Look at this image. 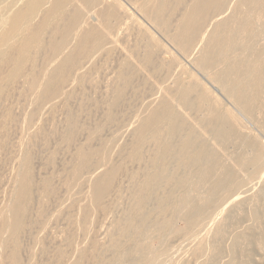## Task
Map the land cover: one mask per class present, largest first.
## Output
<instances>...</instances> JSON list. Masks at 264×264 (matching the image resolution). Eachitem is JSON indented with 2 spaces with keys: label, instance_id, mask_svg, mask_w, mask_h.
Here are the masks:
<instances>
[{
  "label": "bare ground",
  "instance_id": "obj_1",
  "mask_svg": "<svg viewBox=\"0 0 264 264\" xmlns=\"http://www.w3.org/2000/svg\"><path fill=\"white\" fill-rule=\"evenodd\" d=\"M120 1L0 0V112H3L1 108L5 105L4 102L9 99H7V97L13 92V90L18 89H15V86L18 87V84L20 89L22 85L25 86L21 91H25L26 89L28 93L30 92L32 94V96L29 94V97H32L31 104L34 105L37 111L42 110V108L47 105L50 106V109L53 107L52 111H54L55 109L53 105H55V103L61 100H65L66 102L67 98L71 99L70 96L74 94L75 87H84L82 84L87 78V75L91 73V71L89 73L87 72L88 68L85 64L93 62V66L96 67L98 64H95L94 57H101L102 53L107 54L109 52L108 54H110V51L114 50L110 47L111 41H116L114 44H116L115 47L118 50L117 39L114 38L113 41V34L115 32L118 34L119 32H117V30L119 25H121L120 23H122L125 18H130L131 16L129 15L127 17L129 12L127 13V11H125L126 8H123ZM129 1L130 5L138 11V14L140 13L145 16L148 20L147 22H149L148 24L151 23L153 25L151 26L153 29L154 27H157L158 31L160 29L165 34L161 33L162 36L164 35V38L166 36L171 48L177 51L182 58L188 59L191 63L189 64L194 65L199 73H201V76L202 74L204 75L208 81L207 83L214 84L224 97L229 100V103L231 102L235 105L238 109V115L231 110L229 111L228 108L225 109L220 103L221 100H218L213 92L202 84L203 82L201 83L199 77H197L198 75L196 76L194 73L192 75V72L189 73L190 75L187 74L186 70L188 69L185 71L183 70L182 73H180V70V72L176 70L174 74L178 72L180 76L178 74V77L174 75L176 78H173L175 81H173L172 86L169 84L170 87L167 86L166 88H163L162 96H159V98L156 96L157 99L155 98V100H152L146 105V107H144L145 110H143V112L141 111V114L138 115L135 125H133L134 122L131 123L133 126L128 130L130 131L131 136V139L129 138L131 146L127 151L126 148H124L125 153L124 151L122 152V149H118L123 153V159L121 160V156L119 157V161H123L124 164H126V162L141 164L145 159V157H143L144 154L147 155L150 153H144L145 147L147 145L152 146V149L147 148L149 151L152 150V153L147 159H145L148 164H146V166L144 164L145 169L142 166L144 169L143 176L141 175L142 178L139 176V172L137 174L142 180L139 178L140 181L136 183V186L131 184L133 192L131 196L128 194V197L132 198V203L129 205V208L131 209L133 206V210L131 211L128 208L130 213L125 212V214H123L125 216L122 215L123 219L120 222L118 221V218L116 222H114V225L112 224L110 229H106L107 232L105 233L106 230L104 231L105 237L104 234H102L104 238L98 234L100 235H97L100 237L99 241L97 240L98 237L97 239L92 238L94 235H92V233H87L92 235L90 239L87 238L86 240H89L88 245L82 246L80 244V248L77 247L73 250V253H77L75 258L70 263H66L64 260V264H160L168 258L170 253L168 249L164 248L165 242L168 239L179 234L192 237L193 234L196 233L197 228L200 227V224L204 221L205 215H212L209 214V210L215 205L218 197V188L221 189L227 187L230 190L242 189V187L244 188L248 186L249 183H252L250 181L258 179V176L256 175L259 174L260 176L264 169V142L259 140L256 135L250 133L251 131L248 130L249 128L247 129L248 133L245 131L246 128L243 126L245 123L241 122L242 116H240L243 115L246 119L249 117L250 120L251 118L255 120L253 122H257L260 133L264 136V0H128L127 3ZM90 9L94 10L93 13L91 12L92 14L90 13ZM88 13H90V16ZM133 20H135L134 17L132 21H130L134 23ZM122 25L124 26V24ZM144 29L143 27L138 29L140 36L138 35L139 32L137 33L139 36L137 39L140 41L144 40L142 37L143 34H145L144 38L146 37L145 40H147L144 41V43L142 42L143 44L140 43L142 46H138L139 48L143 47V49H141L142 53H140V51H138L140 54L136 52L138 50L137 47L131 51L134 55L137 53L139 54L138 58H133V60L136 61L133 62L132 60H126V49L129 47L126 45V53L123 52L125 54H123L125 61H122L121 64L119 63V66H121L115 79L116 83L114 82V78L111 81L116 85L113 86L114 83L110 82L114 87L112 91V88L108 87L111 92L109 99L107 97L109 93H105L108 100L105 104V112H103V123L98 124V122L96 124L97 127L94 126L95 128L93 130H88L87 127H89V124H86L88 125L86 129L85 127L80 126L78 123L79 121L75 118L76 115L74 116V114H71L73 111L68 110L70 113L68 112V116L66 115V129L62 138L65 145H68L69 147L71 143L75 144L74 137H76L81 131H87L86 141H84L85 143L79 142L81 145H74L76 146L75 150L73 149L74 146L72 148L70 147V149L75 152L72 155V159L71 157H69L70 159L68 158L71 162H69L70 164L67 163L69 164V166H67L69 172L67 173L65 170L67 175L63 173L66 175V179L63 178L66 180L65 184L62 180L63 184L68 188L70 185L78 186L77 188L80 187V190L83 188H81V185H85L87 188H85V191L87 190L86 192L81 190L79 196L77 195V192L80 190L75 189L77 192L74 191L72 194L73 196L75 195V197L77 195L78 198H82V194L85 193V199H81L83 202L85 200L84 204L80 199L76 200L77 198H74L73 196V200L70 198V200L74 202L76 201L75 203L77 204L78 201L82 203L81 209L78 208L80 211L79 219L81 218L80 224L83 226V228L80 226L81 231L85 230L87 232L88 228H90L88 227V224L90 223L88 219H90V216L92 217L93 215L97 217L98 214L101 216L106 214V212L110 210V207H116L117 196H114L113 193H115V190L118 192L117 185L120 184V182L118 183V180L120 179L118 177L122 174L120 171L123 167V164L120 163L121 161L115 163V161L108 159L107 162V158H104L106 161L105 168L100 169V163L104 160L101 156V151L97 148L93 149V146L91 147V144L89 143L92 140L95 142L94 140L96 139V142H99L98 138H102L101 136L99 137V134L104 128H107L106 126L108 124H111L115 120L116 122L117 120L121 121L120 118L117 119L118 116L116 117L117 113L116 111L114 112V110L120 108L118 105H123L121 102L125 98L124 93L127 92L126 89L130 86L131 82L133 84L132 80L136 74L138 75V73L143 70H150V73L154 71L157 72V68H161L160 70L163 69L166 73H163V75H166L171 79L174 71L172 68L174 67V69H176L175 64L177 63L176 65H178L180 62L179 57L175 55L172 56L171 52L168 55L171 54L170 57H172V59L171 61H167L163 55L166 49L163 48L161 45L162 43H159L157 37L155 39V37L152 36L153 34H149ZM122 30L125 29L122 28ZM116 33L115 35H117ZM137 39L135 38L138 43L139 40ZM134 45L137 46V44ZM167 51L169 52V50ZM41 55L44 56V60L42 61V58L40 59L42 62H40V65L37 63L39 61L38 59L42 57ZM121 60L124 59L122 58ZM179 66H181V62ZM92 68L93 67L91 66V69ZM182 69L184 68L182 67ZM162 72L163 71H161V73ZM142 75L143 74H141V76ZM181 75H187L190 79L189 82L184 84ZM145 77H143V79L141 77V80H146ZM167 77L166 79H168ZM89 78L91 77H88L87 80H90ZM154 79L152 78V80ZM170 83H172V80ZM151 84L154 83L151 82ZM107 86L108 85H106V87ZM134 86L135 84L128 88L133 89ZM108 89H106V91H108ZM134 90L137 89L135 88ZM134 90L133 92H135ZM157 93L160 94L159 92ZM12 94L10 96H12ZM26 95L28 94H25L24 98H26ZM128 95H126L127 98ZM29 97H27V99ZM103 98L105 99V97ZM80 104L83 103L80 102ZM80 104H78V106ZM102 104L104 105V103ZM33 105L31 106L33 107ZM9 107L10 108L8 109L12 110L11 106ZM82 109L80 110L82 111ZM44 110L45 109H43L42 112ZM140 110L138 112H140ZM186 111L195 112L197 117L194 120H191L189 117L190 112H188V115ZM11 112L12 111L7 112L5 116H0V120H2L3 117L5 118L2 124H0V127H3L1 125H4L6 121L11 120L13 117L16 118V115L11 114ZM13 112L15 111L13 110ZM24 112L25 111L21 113L24 115ZM39 112L37 113L35 111L32 114H40L41 112ZM19 115L17 114V117ZM125 115L126 114L124 113L121 117H125ZM33 116L35 115H32V117ZM127 116L128 115H126V117ZM190 116L195 117L192 114ZM19 117L22 119L21 115ZM48 117L50 118L52 116ZM15 118L11 121L17 120V118ZM26 118H28V116ZM36 118L38 119V117ZM130 118L131 117L128 119ZM125 120L126 118H124L123 121L125 122ZM22 121L23 119L21 122ZM31 121L33 122L32 118L30 119V122L28 121L29 124ZM99 121L101 122V120ZM9 122L5 125L12 124ZM34 123H31L32 125L30 124V126H33ZM29 124L27 123L24 126L25 132L26 127H30ZM15 125L22 126L19 125L18 122ZM42 125L43 124H41V130L38 129L39 132L34 131L33 129L35 134H40V131L44 128V125ZM3 128L5 129V127ZM4 129L1 130H3V132L10 130L8 128H6L8 130ZM29 130L27 128L25 136L28 134ZM43 131L45 133L44 129ZM254 131L255 130H253V132ZM32 132L29 133L32 134ZM3 134L1 131L0 135L3 136ZM35 136H33V138ZM46 136H48L47 133ZM46 136H43L42 134V141H44ZM27 138H29V136H27ZM22 139L26 140L24 136ZM40 139H38L37 142H39ZM30 140L33 141L34 139L32 140L31 137ZM42 141L40 140L39 143ZM5 142L3 144L2 142L0 143L2 148V145H9L5 144ZM25 142L28 143V140ZM29 143L33 145L35 142L33 141L32 143ZM99 143L101 144V142ZM228 143L239 145V147L242 148L241 152L244 151L247 152V154L239 152L240 148L238 150L239 153L236 154V146L233 144L235 146L233 148L236 150V155L233 152L234 150H232L231 152H233L235 156L233 155L231 159L225 156L227 159L223 162L217 157L220 156L218 150L225 147V144H227V147L228 145H232ZM76 144L78 143L76 142ZM128 144L130 145L129 141ZM128 144L126 146H128ZM95 147L96 146L94 145V148ZM122 147H124V144ZM21 148L24 149V147ZM119 148H121V146ZM34 149L32 150L31 146L28 153L27 151L24 153L23 150V156L17 163L18 168L15 167V170H17L14 173V177L11 176L13 179L10 181L12 182V186L11 190L8 192V194H10L8 198L9 201L7 204L5 203L4 206L2 205V210L0 211V264H21V259H23L22 261L24 262L23 256L25 255L22 256V254L25 252V245L23 247V253L20 254L22 248L21 237L25 236L27 233L26 231L30 226V229L33 228V225L31 224H35V226L38 225V227L42 226L39 223L36 224L35 221V223H31L32 218L30 220V207L31 204H34L35 202V199H33V196L35 198L34 191L35 189L40 188L41 191L39 190V192H50L53 189L50 182L46 181L47 179L43 178L42 182L41 179H39L41 184H39V180L38 183L36 182L37 178L33 174L34 168L31 160L32 157L29 155V153L32 154V152H34ZM147 149H145V151ZM4 150L6 151V149H3L1 152H4ZM122 153L119 154L122 155ZM9 154L11 155L12 153ZM14 154L13 156L15 158L17 154L16 152ZM55 154L52 156L53 158L55 157ZM6 156L9 157L8 154H6ZM227 156L229 157V155ZM228 159L229 161L225 162ZM47 164L49 165L50 162ZM127 166H129L128 163ZM134 166H137L136 170H140L138 169L137 164ZM139 167H141V165ZM64 168H66V166ZM126 169L128 168L126 167ZM245 169L248 170V173H246V180L244 177V179L241 178V176L240 179L238 174L244 172ZM123 170L125 171V168H123ZM134 172L136 171L134 170ZM63 174L61 173L60 176ZM64 175L63 177H65ZM133 175L131 178L128 176L131 181L132 178L133 180L135 178ZM34 177L36 178V181H34ZM134 182L136 181L134 180ZM37 186L38 188H36ZM131 187H129V189L132 190ZM227 188L226 190H228ZM54 189H56L55 186ZM64 189H66V187H64ZM129 189L127 190L126 188L125 190L129 191ZM246 190L247 189H245V191ZM54 191L55 190H53V192ZM82 191H84V193ZM67 192L70 193V189ZM119 192L122 194L120 190ZM119 192L118 195L121 198L122 196ZM123 194L126 193L124 192ZM239 194H237V196ZM54 196H51V198H54ZM119 197L117 200L118 202L120 199ZM60 198L62 197L60 196ZM67 198L69 197H64L63 199L68 200ZM236 199H239V197ZM120 200L122 201L123 199ZM232 200L231 202L233 203ZM72 201L71 203H73ZM151 202L154 204L152 210L148 209L149 207L147 208L148 205L151 206ZM70 204L68 203V205ZM114 204L115 206L113 207ZM207 210L208 213H206ZM43 212L44 210L39 213V217L42 216L43 218L44 214H41ZM247 212L246 215H243L247 216L250 221H255L259 217L258 212H256L251 206ZM46 213L47 212L45 211V214ZM75 215H77L76 212ZM155 217H158L157 221ZM42 218L40 217L41 220ZM73 220L76 222V218ZM93 220H95V217ZM77 221L79 220L77 219ZM95 221L96 223L98 222L97 220ZM76 223L78 227L79 223ZM150 224L154 225V232H156L158 236H163L161 243H155V238H153L155 236H151L149 232H147V225ZM203 224L201 227L204 226ZM257 229L260 230L259 233L256 232L258 233V245L261 246H259V248L264 250L263 219ZM38 230H40V228ZM242 230H240V232L238 231L239 234L237 232L238 237L241 235V238H243L242 235L244 234V231ZM90 231L92 232V230ZM114 231L118 236L114 237ZM36 233L34 238L36 237V240H38L37 237L40 235L39 233ZM96 233H99V230L95 233L93 230L95 236ZM100 233L102 232L100 231ZM216 233L221 235L222 231L217 230ZM29 234L31 235V233ZM29 234H26V237ZM247 234L248 233L245 231L244 238L246 244L249 243V240L251 239V234L250 236ZM237 236H233L235 238L229 242L230 244L228 247L230 248V251H233V248L240 242H238L239 239L237 240ZM31 237H33V235ZM41 239H43V235ZM32 240L33 243L36 242L34 239ZM41 241L43 243V240ZM38 246L39 248L45 247L43 244H39ZM102 247H104L103 250L105 253L106 251L111 252V257H108L109 259L106 257L107 254L105 255L107 260L102 259L100 255H95V251H100ZM34 248L36 247L34 246ZM42 248H40L39 251ZM36 249L35 252L37 251ZM46 249L47 248L42 250L47 251ZM32 251L34 253V250ZM99 251L97 254H100ZM69 254L70 252L68 255ZM20 255L22 258H20ZM29 256L30 255L27 257ZM60 256H63L62 253ZM30 258L32 260L34 259L33 256ZM27 259L25 261H27ZM30 260L28 261L31 262ZM33 262L34 260L32 263ZM218 264H220V262Z\"/></svg>",
  "mask_w": 264,
  "mask_h": 264
},
{
  "label": "rangeland",
  "instance_id": "obj_2",
  "mask_svg": "<svg viewBox=\"0 0 264 264\" xmlns=\"http://www.w3.org/2000/svg\"><path fill=\"white\" fill-rule=\"evenodd\" d=\"M107 1H111V0H107ZM127 1L121 0L120 2L122 4L123 8L124 9L126 8L125 11H127V13L129 12V14H127V17L129 15H131V16H130V18H125V20H123L122 23H120L121 25H119L118 30H117V32H119L120 34L119 33L117 34L115 32L117 35H115V33H114L113 37H112L113 41H114V38L117 39V44H118L117 48H118V50L115 47L116 44H114V43H116V41L115 42L111 41V43H110L111 46H110V44H109V46L112 49L115 50V52H114V50L110 51L111 56H110V54H108L109 53L108 52L107 54L106 53L105 54L102 53L101 54L102 58L99 57V56L94 57L95 64L96 63L98 64V65H96V67L93 66V62L90 63L91 65L90 64H85L87 66V68H88V69L86 68L88 70L87 72L89 73L91 71V73L92 72L93 73L92 74L91 73H89V74L87 73L88 74L87 78L88 77H91V78H89L90 80H87V78L85 79L84 83L82 84L84 87L77 86V87L74 88L75 90L73 89L74 90L73 93L75 94V96H74V94H72L70 96L71 99L67 98L66 102H65V100H61V101L55 103V105H53L54 109H55L54 111H52L53 107H51L52 109H50V106L47 105V106H45L46 108L45 107L42 108V110L45 109L43 112H42V110H39L41 112L40 113L39 111H37V109H35L34 105L31 104L32 103V101H31L32 97H29V94H31V93L30 92L28 93V91L26 89H25V91H21V89L23 87H25V86L22 85L21 89H20L19 88V84H18V87L15 86V89L16 88H18V89L13 90V92H12L13 94L11 93L12 96H10L11 95L10 94L9 95L10 97L9 96L7 97V99L9 98L8 100H6V102H8V103L4 102L5 105H3L2 108H1V110H3V112L2 111L0 112V116L1 115L5 116L7 114V112L12 111L11 114L16 115L17 120L11 121V120H14V118H15V117H13L14 116L13 115L12 116L13 118L11 120H8V121L5 122V124H6V123H8L10 121L12 124L1 125V126L5 127V129L3 127H0V132L2 131V134L4 133L3 136L0 135V137H1L0 143L2 142V144H3L6 140L9 139L8 141L5 142V144H9V145H6L8 147L2 145L3 146V148H2L0 146V148H2V149H0V207H1L0 211L2 210V205L4 206V204L5 203L7 204V202L9 201L8 198H9L10 194H8V192L11 190L12 182H10V181H12V179H13V178H11V176L14 177V173L17 170V169L15 170V167L18 166V164H17L18 160L23 156V150H24V153H25V151H27V153H28L29 150L31 149V146H32V150L34 148L36 149V150L34 149V152H32V150H31V152H32L34 157L32 156L31 153H29V155H31L30 157H32L31 160H32V163H33V168H34L33 169V174L37 178V181H36V178L34 177V181H36L38 183L39 179H41V182L43 181V178L47 179L46 181H49L51 186H52V188H53L50 192H45V191L39 192L40 188L39 189H35L36 194H35V191H34L35 198L33 196V199H35V202L37 200L38 201L36 203L34 202V204H31V207H30L31 208L30 209L31 212L29 211V215H31L30 216V220L32 218V220H31L32 222L31 221L30 222L33 223L35 221L36 224L39 223L42 226L38 227V225L35 226V224H31V225H33V228L30 229L31 228V226H30V228H29L30 231L28 232L29 229L26 231L27 232L26 234L31 233V235L29 234L26 237V234L24 233L25 234L24 237H26V238L21 237V239L23 241L21 240L22 248L20 250V254H22L24 250L26 252V253L24 252V254H22V256L23 255H25V256H23L24 262L22 261L23 259H21V264H30V263L31 264H64V260H65L66 263H70L75 258V256L77 255L76 252H75L76 254L73 253L74 252L73 250L75 248H77V247L80 248L81 247V246H79L80 244L82 246L88 245L89 240L88 241H86V240H87V238L90 239L92 235H94V236H92V238H95V239H97V237L100 236V235H101V237H103L102 234H104V237H105V233L107 232V230L112 227V224L114 225V222H116V220L118 218H119L118 221L120 222L123 219L122 215L125 214V212L126 213H130V210L131 211L133 210V206L131 207V209L129 208L130 207L129 205H131V203H132V198L128 197L129 196L128 194H130V196H131V194L133 192V187H131V184L136 186V183L138 181H140V179L142 178L141 175L143 174L144 169H145L144 164H145V166L147 164L145 159H147L148 156L151 155V153H152L151 152L152 150L149 151V149H147V148L152 149V146H148L147 145L145 147V149H147V150L145 151V149H144V153H147V152L149 153L150 152L147 155L144 154L143 157H145V159L144 158L143 159H144L145 162L142 161L141 164L136 163L138 165V169H140L139 171L136 170L137 166H134V165H136L135 163L126 162V164H124V162L121 161L123 159V153L122 152L125 150L124 148H126V151H127V149L131 146V142H130L131 136H130V131H128V130H130L133 125H135V121L137 120L138 115L141 114V111L143 112V110H145L144 107H146V105L149 104L152 100H155L156 96H158L157 98H159V96H162L163 88H166L167 86L170 87L169 84H171V86H172L173 81H175V79H173V78L178 77V75L180 76V74H178V72L181 71L180 73H182L183 70L185 71L186 69H188V70H186L187 74L192 72L191 73L192 75H193V73H194V75L196 74V76L198 75L197 77H199L201 83L203 82L202 84L205 85V87H208V89H210V91L213 92V94L218 98V100H221L220 103L223 105V107L225 109L228 108L229 111L231 110V111L235 112L236 115H238V109L235 107V105L232 104L231 102L229 103V100L224 97V95L215 87L214 84L211 83L212 84L211 85L210 83H207L208 81L204 77V75L202 74V76H201L200 75L201 73H199L198 69H196L194 67V65H190L191 63L189 62L188 59L182 58L178 54L177 51H175L173 48H171V45L167 41L166 36L164 38L165 34L160 29L158 31L157 27L156 28L154 27V29H155L154 30L151 27L153 25L151 23L148 24L149 22H147L148 20L146 19V17L143 16L142 14H140V13L138 14V11H136L135 8L130 5V1L128 3H127ZM91 12L93 13L94 10L90 9V13ZM90 13H88L89 16H90ZM133 17L135 18V20H133L134 23L131 22ZM135 21H136L137 25L139 23V25H138L139 27L136 25ZM122 24H124V26ZM140 27H143V29L145 28L144 30L146 32H148L149 34H153L152 36L155 37V39H156V37L159 39V40L157 39L158 42L159 43L161 42L162 43L161 45L163 46V48L166 49L165 53L163 55H164V57H165V59L167 61H171V59H172V57H170L171 54H172V56L175 55V56L179 57V59H180L179 61L181 62V66H179L180 62L178 63V65H176L177 63L175 64V68L176 69H174V67L172 68V70H174V71L172 73L173 76L171 77V79L168 78L166 75H163V73L164 74H166V73H165V70H163V69L160 70L161 68H157V72L158 73L155 72V71L154 72L151 71L152 73H150V70H143V71L139 72L140 74L139 73H138V75L136 74L137 76L135 75L134 79L136 80V78H137V80L135 81L133 79L132 80L133 84H132V82L130 84V86H133L135 84L136 87L134 86L133 89L132 88H128L130 86L127 87V89H126L127 92L125 90L126 93H124V97L127 100L124 98L122 100L123 103L121 102V104H123V105H118V107H120V108H118L116 106L118 109L114 110V112L116 111V113H117V115L115 113L116 117L118 116L117 119H119V118L121 119V121L117 120V122L120 121L121 123L120 122L117 123L116 120H115L111 124H108L106 126L107 127L106 129L104 128V130L102 131L103 133L101 132L99 134V137L101 136L102 140L98 138V140H99V142H101V144L99 142H96L97 139L94 140L95 142H93V140H92L89 143V144H91V147L93 146L92 147L93 149L97 148L98 150L101 151V156L103 157V159L107 158V160H106L107 162H108V159H110L111 161H115V163L117 161L118 162L121 161L120 163L123 164V167H122V169L120 171L122 174L119 173L121 175V177H120V175L118 177V178H120L118 180V183L120 182V184L117 183L118 184L117 185L118 186L117 189H118V192L120 190L122 192V194L124 192L126 194L122 195L119 192V194L122 196L120 198L119 195H118L117 190H115V193H113V195L117 196V200H118V197L120 199H123V200L121 201L119 199V202H118L114 198L116 200V207H114L115 206V204H114L113 205L114 208L110 207V210H108L106 212V214H103L101 216H100V214H98L97 217L93 216V215H92V217L90 216V219H88V221L90 222V223L88 222L89 223L88 227H90V228H88L87 232L85 230H83V229H82L83 231H81L80 230V226H81L80 219L81 218L79 219L80 211L78 210V208L81 209V207H82L81 204L85 203V200H84L85 199L84 198V194L85 193H84V191H85L86 186L85 185L84 186L81 185V188L83 187L81 190H84V191H82L84 193V194H82V196H83L82 198H84L83 199L84 202H83L81 200L82 198H78L79 193L81 192L80 187L77 188L78 186H75V185L71 186L70 185L69 188H68L67 186L64 185L66 180H64L63 178L66 179V175H67L66 172L67 173L69 172V170L67 169V166H69V164L71 163L70 160H69L70 159L69 157H71V159H72V155L75 152L72 149H70V147L72 148L74 145H76V146L81 145V144H79V142L81 143V142L86 141L85 139L87 137V131L86 132L81 131L80 133L77 134V136L75 135L76 136V137H74L75 144L71 143L72 146L69 145V147H68V145H65L63 143V140H62L63 135L65 133V129H66V126H65V121L67 119L66 117L70 113L69 111H73V113H71V114H74V116L76 115L75 118L77 119V121H79L78 123L80 124V126L85 127V129H86V127L88 126L86 124H89L90 128L87 127L88 130H93L95 127H97L96 124L98 122H99L98 124H102L103 123V119H104L103 118L104 117V113L103 112H105L104 110L106 109V107H105L106 105L105 104H106L107 100L109 99V96L111 95L110 89H108V87L112 88L111 89V91H112L113 88H114L113 86L116 85L115 84L116 83L115 79H116V76H117V74L119 72L118 70H119V68L121 66V65L119 66V63L121 64L122 61H125V58H124L123 54L126 53V50H127L126 55L124 54L125 57H127L126 60H130V61L132 60L133 62H135L136 60H133V58H136V57L138 58L139 54L142 53L141 49H143V47H141V48H139V47L142 46L144 41H147V40H145L146 37L144 38L145 34H143V37H142V39H144V40L140 41L139 39H137L140 36V32L138 30ZM122 28L125 29V30H122ZM137 33H138L139 36L137 35ZM161 33L164 34V35L162 36ZM135 38L137 40H139L138 43L136 42ZM133 41H134V43H133ZM140 43H142V44L140 45ZM134 44H137V46L134 45ZM126 45L129 46L130 49ZM126 47H127V49H126ZM135 48L138 49L136 52L140 51V53L138 52L139 54L137 53V54L134 55L131 52ZM167 50H169V52ZM111 52L112 53L114 52L113 53L114 55ZM170 52H171V54L168 55ZM105 55H107V56H105ZM41 56L42 57H40L38 59L39 61L37 63V64H40V65L42 63L40 59L42 58V61L44 60L43 59L44 56L43 55H41ZM108 57H110V58H108ZM122 58L124 60H121ZM91 66L93 67L92 69H91ZM179 67H180V69H179ZM182 67L184 69H182ZM176 70L178 72H176V74H174V72ZM161 71H163V72L161 73ZM155 73H157V74H155ZM141 74H143V75L141 76ZM150 74H151V76H150ZM140 76L142 77V79H143V77H145L148 82L146 80H141ZM185 76H186V78H185ZM154 77H155V79L157 77L158 78L155 80ZM166 77L168 79H166ZM113 78H114V82L115 83L111 82L113 80ZM152 78L154 80H152ZM182 78H183L182 82L184 84L188 83L189 80H190L187 77V75H183ZM171 80H172V83H170ZM150 81L153 82L154 84H151ZM166 81H167V83H166ZM110 82L114 83L113 86L110 84ZM106 85H108V86L106 87ZM213 87H215V88H213ZM105 88L108 89V91H106ZM135 88L137 90H134ZM151 88H153V89H151ZM133 90L135 92H133ZM158 90H160V91H158ZM157 92H159L160 94H158ZM24 93L28 94V95H26V98H24L25 97ZM105 93L108 94V96H107L108 99H107ZM125 94L126 95L130 94V95H128V98H127ZM31 96H32V94H31ZM27 97H29L30 99L29 98L27 99ZM103 97H105L106 101H105V99ZM29 100H30V102H29ZM94 100H95V102H94ZM80 102L83 103V104H80ZM93 102H94L95 105L93 104ZM28 103H30V104H28ZM86 103H88V104H86ZM102 103H104V105ZM124 103H126L128 105H126ZM78 104H80V105L78 106ZM31 105H33L34 108ZM6 106H8V107H6ZM9 106H11L12 110L8 109V108H10ZM29 108H31L33 110V112L36 111L37 113L39 112L40 114H37V113L36 114H32L33 112H32L31 109L28 110ZM82 108H85V109H82ZM140 108H141V110H140ZM48 109H49V111H48ZM80 109H82V111ZM138 109L140 110V112H138L139 111ZM13 110L15 112H13ZM131 110H132V112H131ZM23 111L26 112V113L24 112V115H23V113H21ZM134 111H135V113H134ZM188 112H190V111H186V113H188ZM19 113L21 115V118L23 119V121H22L23 123L21 122L22 119H20ZM46 113L47 114L52 113V114L47 115ZM124 113L126 115H128V116L126 117V115H125V117H121V116L124 115ZM17 114L19 115L18 117H17ZM191 114L194 115L195 117L190 116ZM32 115H35V116L32 117ZM188 115H189V113H188ZM190 115H189V117L191 118V120H194L197 117V114L195 112H190ZM27 116H28V118H26ZM48 116H52V117L49 118ZM240 116H242L241 117L242 119L240 118L242 120L241 122L245 123V124H243L244 128H246L245 131L246 132L248 130L251 131L250 133L256 135L259 138V140L264 142V136L261 135L262 133H260V129L258 127L259 125H257V122H253L255 120H253L252 118L250 120L249 117L246 119V117H243V115H240ZM30 117L33 119V122L31 121V123L36 122V123H34L33 126H30L31 123L29 124L30 119H31ZM36 117H38V119ZM129 117H131V118L128 119ZM18 118H19V121H18ZM124 118H126L125 122L123 121ZM4 119L5 118L3 117L2 120H0V124H2ZM42 119H43V121H42ZM38 120H40L41 124L44 125V126L42 125L44 128H42V131H40L39 135L37 133L36 134L34 133V131L39 132L38 129L41 130V124H40V121H38ZM99 120H101V122ZM248 120H250V121H248ZM17 122H18L19 125H22V126L15 125V124H17ZM25 122H26V124L28 123L29 126L31 127L30 128V127L27 126L26 127V132H25V127H24L26 125ZM86 122H88V123H86ZM123 122H124V124H123ZM131 123H133V125ZM13 124H14V126H13ZM35 124H36V126H35ZM37 124H39L40 126L37 125ZM84 124H85V126H84ZM6 126H8V127H6ZM15 126H18V127H15ZM6 128H8L10 130L9 131H5V132H3V130H1V129L8 130ZM27 128H28V130L32 129L31 131L29 130V132H32L33 129H34V131L32 132V134L28 132V134L25 136V134L27 133ZM36 128H37V130H36ZM43 129L45 130V133H44ZM23 130H24L25 133L23 132ZM115 130L116 131L119 130V131L116 132ZM253 130H255V131L253 132ZM257 131H259V132H257ZM128 132H129V134H128ZM46 133L48 134V136H46ZM29 134L31 135L32 140L34 139L33 141L35 143L33 145L29 143V142H31V143L33 142V141L30 140L31 137H30ZM34 134L38 135V136H35ZM42 134H43V136H46L45 137L46 139L44 138V141H42V139H43ZM32 135L35 136V137L33 138ZM23 136H24V138H26V140H28V143L30 145L27 142H25L26 140L22 139ZM27 136H29V138H27ZM2 139H6V140H2ZM38 139H40L42 142L39 143L40 140H39V142H37ZM128 141H129L130 145L128 144ZM19 142H20L21 146L19 145ZM76 142L78 144H76ZM126 143L128 144V146H126L127 145ZM37 144H38V146H37ZM93 144L96 146L95 148H94ZM123 144H124V147H122ZM228 144H232L233 145L234 143H228ZM225 145H223L225 147H222V149L218 150V153H219L220 156H217L223 162L227 158L231 159V157H233V155L235 154L236 150H237L236 154H238L242 150V148L239 147V145H236V144H234L236 146V148H235L236 150L233 148V147H235L234 145L233 146L232 145H230V146L228 145L229 148L227 147V144H225ZM76 146H74V148H73L74 150H75ZM120 146H121V148H119ZM21 147H24V149L21 148ZM27 147H29L30 149L27 148ZM8 148H9V150H8ZM239 148H240V150H239ZM3 149H6V151L4 150L5 154H4V152H1V150H3ZM19 149H21V150H19ZM118 149L119 150L122 149V152L119 151ZM225 149H226V151H225ZM71 150H72V152H71ZM232 150H234L233 151L234 154H233V152H231ZM238 150H239V152H238ZM118 151H119V153H122V155H120L118 153ZM229 151L232 153V155H231V153ZM8 152L12 153V154L10 155ZM15 152H16V154L18 156L16 155L15 158H14L13 154ZM55 152H56V154H55ZM34 153H35V155H34ZM51 153H53V154H51ZM124 153H125V151H124ZM241 153H244V154L246 153L247 154V152H244V151H242ZM6 154H8L9 157H7ZM54 154H55V157H54L55 159L52 157V156H54ZM227 155H229V157ZM121 156H122V158L119 161V159H120L119 157H121ZM47 159H49L50 161L47 160ZM105 159L100 163V169L105 168V164H106ZM229 159L226 160L225 162L229 161ZM12 160H15V161H12ZM67 160H69V161H67ZM52 161L54 162V164H53ZM49 162H50V164L48 165L47 163H49ZM67 163H69V164H67ZM120 163H118V164H120ZM127 163L129 164V166H127ZM130 164H132V165H130ZM140 165H141V167H139ZM65 166H66V168H64ZM142 166L144 167V169L142 168ZM126 167L128 169H126ZM123 168H125V171L123 170ZM65 170H66V172H65ZM134 170L136 172H134ZM247 171L248 170L245 169L244 172H241V173L238 174V177L239 178H240V176H241V178L244 177L245 180H246V177H247L246 173H248ZM138 172H139V174H140L139 176L141 178L137 176ZM263 172H264V169L262 170V173L260 174V176H259V174L256 175V176H258V179H254L253 181H250L252 183H249L248 186L245 185L246 187H244V188L242 187V189H232V190H230V189H228L226 187L228 189V190H226V188H224V187L221 188V189L218 188V191H217L218 197H217V200L215 202V205H214V207L212 209L209 210V214H212V215L208 216V214H206L205 218H204V221H203L204 224H203V222L200 224V227H201L202 224L204 226H202L201 228L198 227L197 230H196V233L193 234L192 237H188V236H186L184 234H179L177 236H174V237L168 239L165 242L164 248L168 249L170 253L168 255V258H166L165 261H163L160 264H218L219 262H220V264H260V263L264 264V250L262 248H259L260 245H258V233H259L260 230L257 229V228H259V225H260V222L262 221V219L264 220V218H263V215H264V179H263L264 178V173ZM12 173H13V175H12ZM61 173L62 174L65 173L66 175L63 174L65 177H63V175L60 176ZM132 175H133V177L136 178V179L134 178V180L136 182H134L133 178H132V181H131V179H129V177L131 178ZM244 175H246V176H244ZM59 178H62V179H59ZM62 180H63L64 184H63ZM41 182L39 180V184H41ZM128 183H130V184H128ZM246 184H248V183H246ZM126 185H128V186H126ZM54 186H55L56 189H54ZM64 187H66V189H64ZM74 187H76V188H74ZM129 187H131L132 190L129 189ZM36 188H38V186ZM126 188H127V190L129 189V191L125 190ZM69 189H70V193L67 192V191H69ZM75 189L76 190H80V191L77 192ZM122 189H123V191H122ZM134 189H135V187H134ZM245 189H247V190L245 191ZM53 190H55V191L53 192ZM240 190H242V191H240ZM74 191H76L78 193L77 194L78 196L76 195V197H75V195L74 196L72 195L74 193ZM65 192L68 193V194H66ZM242 192H246V193H242ZM54 194H55V196H54ZM115 194H117V195H115ZM237 194H239V195L237 196ZM59 195L62 198H60ZM62 195L64 197H69V198H67L68 200L63 199L64 197ZM70 195H71V197H70ZM51 196H54V198H51ZM72 196L74 198H77L76 200L80 199L82 201V203L80 201H78V204H77V203H75L76 201L75 202L72 201L74 199ZM238 197H239V199H236ZM70 198L71 199L73 198V199L70 200ZM231 200L233 201V203L231 202ZM235 200H237V201H235ZM71 201L73 203H71ZM68 203L69 204L71 203L70 205H72V206L68 205ZM60 204H61V206H60ZM62 204H64V205H62ZM73 204L75 205V207H74ZM78 205H79V207H78ZM152 206L154 207V204L151 202V206L148 205L147 208L149 207L148 209L152 210L153 209ZM250 206L256 212H258V215H259V217L255 221L252 220L253 222L250 221L247 216H244V215H246L248 213L247 211L249 210ZM32 207H33V209H32ZM60 208H61V210H60ZM42 210H44V212L41 213V214L42 215L44 214V215H43V218H42V216H40L42 218V220H41L40 217H39V213L42 212ZM45 211L47 212L46 214H45ZM245 211H246V213H245ZM75 212H76L77 215H75ZM206 213H208V210H207ZM72 214H74L76 217L74 215H72ZM46 215H47V218H46ZM44 216H45V218H44ZM123 216H125V215H123ZM94 217H95V220L98 221L97 223H96L95 220H93ZM75 218H76V222L79 223L78 227L76 225L77 223L75 222V220H73ZM77 219L79 221H77ZM155 219L157 221L158 217H155ZM244 220H245V223H244ZM248 225H249V227L250 226L251 227L249 228ZM41 227H42V229H41ZM92 227H94V228H92ZM107 227H109V228H107ZM247 227H248V229H247L248 231L246 230ZM39 228H40V230H38ZM81 228H83V226H81ZM242 228H243V230H242ZM97 229L99 230V233H96V236H95V234H93V230H94V233H95V232H98ZM147 229H148L147 232H149V234L151 236H155V237H153V238H155L154 239L155 243H161L162 242L163 236L160 237V236H158V234L156 232H154V230H155L154 225H152V224L147 225ZM239 229L244 231V234H243L244 236L242 235L243 238H241V235L239 236L240 238L237 236V232L238 231L240 232ZM33 230H34V233H33ZM36 230H38V231H36ZM90 230H92V232ZM217 230L222 231V234L220 235V234L216 233ZM100 231L102 233H100ZM104 231H105V233H104ZM245 231H246V233H248L247 234L248 236H250V234H251V236H250L251 239L249 240V243H247V244L245 243V238H244L245 237ZM114 232H113L114 237L118 236L117 233L116 232L114 233ZM239 232H238V234H239ZM256 232H258V233H256ZM35 233L36 234L39 233V235L41 236L40 237V236L36 235V236L40 237V238L37 237L38 240H36V237L34 238ZM87 233H89V234L92 233V235H89ZM24 234H22V235H24ZM98 234H100V235H98ZM32 235H33V237H31ZM42 235H43V239H41ZM85 235H86V237H85ZM156 236H157V238H156ZM233 236H235V237L237 236V240L239 239L238 242L239 241L240 242H239V244L237 243V246H235L233 248V251H230L229 250L230 248L228 247V245L230 244L229 242L231 240H233V238H235ZM231 237H232V239H231ZM99 238L100 237H98V239H97L98 241H99ZM103 238H101V239H103ZM32 239H34V241H36V242H34L36 245L33 243ZM83 239H84L85 242L83 241ZM243 239H244V242H243ZM255 239H256L257 244L255 242ZM41 240H43V243H42ZM37 241L38 242L40 241V242L38 243ZM39 244L40 245L43 244V246H45V247H43V248L40 247V248H42L44 250H45V248H47L46 249L47 251H44L42 249L39 251V249H40L39 246H38ZM24 245H25V247H24ZM34 246L36 248H39V249L34 248ZM23 247H24V250H23ZM31 249L34 250L35 254L33 253V251ZM35 249L37 250L36 252H35ZM66 249H67V251H66ZM103 249H104V247H102L100 251L98 250L100 252V254H97L98 251L94 250L95 253H96L95 255L96 256L100 255V257H102V259L107 260L108 257L109 258L111 257V254H110L111 252L106 251V253H105V251ZM26 250L29 251V252H27ZM66 252H68V253L70 252V254L68 255V253H66ZM101 252H102V254L103 253L104 254L102 255ZM107 252H109V253H107ZM28 253H31V254H28ZM61 253H62L63 256H60ZM106 254H107V256H106L107 258H105ZM26 255L27 256L30 255V256L27 257ZM108 255H110V256H108ZM32 256L34 258L33 259L34 260L33 263H32L33 260L30 258ZM20 258H22L21 255H20ZM27 258H29V259H27ZM26 259H27V261H25ZM28 260H30L31 262H29Z\"/></svg>",
  "mask_w": 264,
  "mask_h": 264
}]
</instances>
